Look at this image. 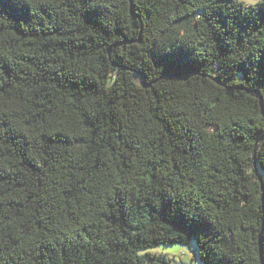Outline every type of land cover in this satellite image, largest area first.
Masks as SVG:
<instances>
[{
  "label": "trees",
  "instance_id": "obj_1",
  "mask_svg": "<svg viewBox=\"0 0 264 264\" xmlns=\"http://www.w3.org/2000/svg\"><path fill=\"white\" fill-rule=\"evenodd\" d=\"M191 245L264 264V3L0 0V264Z\"/></svg>",
  "mask_w": 264,
  "mask_h": 264
},
{
  "label": "rangeland",
  "instance_id": "obj_2",
  "mask_svg": "<svg viewBox=\"0 0 264 264\" xmlns=\"http://www.w3.org/2000/svg\"><path fill=\"white\" fill-rule=\"evenodd\" d=\"M244 3L243 0H239ZM258 3V2H257ZM245 4V3H244ZM138 82V80H137ZM147 252L164 255L170 264H199L198 261L193 260L195 253L194 245L190 247L171 246V247H156Z\"/></svg>",
  "mask_w": 264,
  "mask_h": 264
},
{
  "label": "snow or ice",
  "instance_id": "obj_3",
  "mask_svg": "<svg viewBox=\"0 0 264 264\" xmlns=\"http://www.w3.org/2000/svg\"><path fill=\"white\" fill-rule=\"evenodd\" d=\"M243 2L255 8L257 2H252V0H243ZM259 2L264 3V0H259ZM162 62L165 63V69H172V70H182L184 67V60L183 57L178 54H170L164 58H162Z\"/></svg>",
  "mask_w": 264,
  "mask_h": 264
},
{
  "label": "water",
  "instance_id": "obj_4",
  "mask_svg": "<svg viewBox=\"0 0 264 264\" xmlns=\"http://www.w3.org/2000/svg\"><path fill=\"white\" fill-rule=\"evenodd\" d=\"M130 3H132V0H130ZM132 16H133V14H132ZM260 254H261V247H260Z\"/></svg>",
  "mask_w": 264,
  "mask_h": 264
},
{
  "label": "clouds",
  "instance_id": "obj_5",
  "mask_svg": "<svg viewBox=\"0 0 264 264\" xmlns=\"http://www.w3.org/2000/svg\"><path fill=\"white\" fill-rule=\"evenodd\" d=\"M252 2H259V0H252Z\"/></svg>",
  "mask_w": 264,
  "mask_h": 264
}]
</instances>
